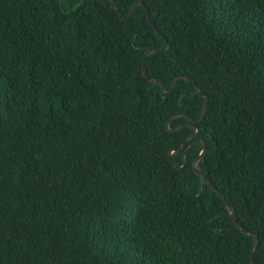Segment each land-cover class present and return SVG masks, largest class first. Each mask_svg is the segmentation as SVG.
<instances>
[{
  "label": "trees",
  "instance_id": "16d2710c",
  "mask_svg": "<svg viewBox=\"0 0 264 264\" xmlns=\"http://www.w3.org/2000/svg\"><path fill=\"white\" fill-rule=\"evenodd\" d=\"M114 2L0 0V264H264V0Z\"/></svg>",
  "mask_w": 264,
  "mask_h": 264
},
{
  "label": "water",
  "instance_id": "95a60500",
  "mask_svg": "<svg viewBox=\"0 0 264 264\" xmlns=\"http://www.w3.org/2000/svg\"><path fill=\"white\" fill-rule=\"evenodd\" d=\"M109 2H110V4H111V6H112L116 11L119 12V9L117 8V5L115 4L114 0H109ZM140 5L144 7V10H145V13H146L147 20H148L149 24L152 26V28L155 30V32H156L157 34L160 35L159 30L157 29V27L155 26V24L152 22V20H151V18H150V15H149V11H148V9H147V8L145 7V5H144L143 3H141V2H136V3H134L133 6L130 8L128 14L123 15L124 18H125V19H128V18L131 16V14L133 13L134 9H135L137 6H140ZM166 46H167V41L165 40V41H164V44H163V46H162L161 48H159V49H157V50H148L147 52H145V54L143 55V58H142V71H143V75H144L145 77H147L146 65H145L146 57H147L148 55H151V54H154V53H158V52L163 51V50L166 48ZM177 79H189V78H185L184 76H180V77L176 78V79L172 82L171 87H170V89H169L168 92L164 91V86H163L158 80L150 79L149 82L152 83V84H153V83H158V84H160L161 91L163 92V94H168V93L172 92V90H173V88H174V86H175V83H176ZM194 86H195V89H196V91L198 92V94H199L200 96H202V97H205V104H204L203 109H202L201 118H200L199 120L189 119V120L192 122V124H184V125H180V126L174 128V129H169V127H170L172 121H173L174 119L178 118V117H181V116H175V117L171 118V119L169 120V122L167 123V128H168L169 131H176V130L180 129L181 127H184V126H188V127L195 128L196 126H195L193 123L201 122V121L204 119V117H205V115H206V108H207V105H208V98H207L206 95H204V94L199 90V88L197 87V85H194ZM198 132H199V129H197V132H196L194 135H192V136H196V134H197ZM189 138H190V137H188L187 139L184 140V142H183L181 148H179V149L177 150V152H182V151L184 150L185 145H186V142H187V140H188ZM196 145H197V143H194L193 145L187 147V148L183 151V157L185 158V155H186L187 151H189L191 148H194ZM173 152H175V150H171V151L169 152V158H170V160L174 163V160L172 159V154H173ZM205 152H206V143L204 142V143H203L202 150H201V152H200L198 158H197V159L195 160V162L193 163V169H194V172H195V174H197L198 176H200V177H201V178H202V179H203V180H204V181H205V182H206V183H207V184H208V185H209L214 191H216L218 194H220V195L222 196V198H223V200H224V202H225L226 208H227V210H228V213H229V215H230V218L232 219V221H233L235 227H236L238 230H240L242 233H244L245 235L253 236V238H254V243H253V247H252V251H251V259H252L253 262H255V261H254V253H255V250H256L257 245H258L257 236H256L255 234H252V233L246 231L245 229L241 228V227L238 225V223H237V221H236V219H235V216H234L233 210H232L230 204L228 203L226 197H225V196L221 193V191L218 190L217 187H215V186L209 181V179H208L207 177H205V176L199 171V169L197 168V165H198V163L201 161V159L203 158ZM185 166H186V160H184V163H183L182 166H179V167L177 166V168H179V169H183ZM188 191H189V189H188ZM189 192H190V191H189ZM201 192H202V190H199V192H198L197 195L199 196V195L201 194Z\"/></svg>",
  "mask_w": 264,
  "mask_h": 264
}]
</instances>
